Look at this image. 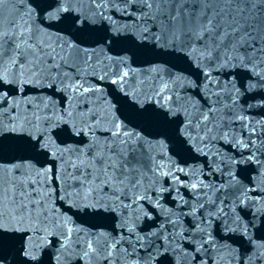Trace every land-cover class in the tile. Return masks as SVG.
I'll list each match as a JSON object with an SVG mask.
<instances>
[{"label":"water","instance_id":"obj_1","mask_svg":"<svg viewBox=\"0 0 264 264\" xmlns=\"http://www.w3.org/2000/svg\"><path fill=\"white\" fill-rule=\"evenodd\" d=\"M221 174L220 264H264V0H209Z\"/></svg>","mask_w":264,"mask_h":264}]
</instances>
